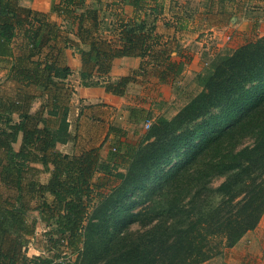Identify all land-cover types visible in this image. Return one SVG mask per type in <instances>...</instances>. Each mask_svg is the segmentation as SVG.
I'll use <instances>...</instances> for the list:
<instances>
[{"label":"trees","instance_id":"16d2710c","mask_svg":"<svg viewBox=\"0 0 264 264\" xmlns=\"http://www.w3.org/2000/svg\"><path fill=\"white\" fill-rule=\"evenodd\" d=\"M53 9L61 23L0 0V55L11 53L12 78L46 94V109L35 111L33 93L0 94V264H201L234 245L264 212V34L205 61L199 90L137 138L110 126L103 161L96 146L56 148L70 135L68 33L77 39L80 84L126 95L147 75L168 83L182 71L171 58L176 30L158 31L153 12L109 25L86 0ZM122 56L141 62L112 77ZM140 111L130 114L139 120ZM110 163L123 169L111 175ZM29 245L38 253L29 255Z\"/></svg>","mask_w":264,"mask_h":264},{"label":"crops","instance_id":"0c3cea01","mask_svg":"<svg viewBox=\"0 0 264 264\" xmlns=\"http://www.w3.org/2000/svg\"><path fill=\"white\" fill-rule=\"evenodd\" d=\"M193 1L141 0L138 5L130 3L129 0H86L89 5L98 8L100 18L106 20L109 25L120 18H140L146 12H153V15L157 17L158 31L173 36L174 30H176V40L170 39L169 43L172 47L175 46V41H179V38L184 36V57H180L182 53L177 56V60L184 61V69L176 76L178 78L184 73V80L187 77H189L187 79L196 77V74L202 70L201 56L203 52L197 51V43L204 50L211 48L212 51H219L221 46L227 42L224 34L226 33V26L228 27L226 21L229 11L237 15L232 14L230 16L231 19L237 18L235 25L238 24L240 12L243 18L250 22L248 25L250 28L244 29L248 30V33L239 32L236 36L237 32L235 31L234 36H231V43L228 42L230 45L233 43L231 46H237L239 43L242 44V41L245 43L252 40L249 38L264 34V0H246V2L245 0H213L209 14L202 13L201 7L191 8ZM20 2L45 12L50 20L61 23V17L53 9L59 0H20ZM261 6L263 7L260 9ZM157 7L159 8L157 9ZM163 20H169V23L165 25ZM199 33L203 34L198 37ZM68 37L71 40V46L66 47L64 53L65 62L70 67L71 73L63 78V81L72 90L67 117L70 135L66 141L57 142L56 148L65 153H72L96 146L99 148L100 159L107 161L108 149L114 142L115 135L109 131L110 126H119L126 131L130 128L133 129L138 124L137 119L130 114V109L133 107L140 109L142 116L171 112L169 108H173L171 104L174 99L171 91L172 82H160L157 75H147L139 83L129 85L131 88L139 86L137 88L138 94L131 99L127 98V94L118 95L108 92L102 85H82L80 84V57L73 48L77 39L73 32H69ZM244 38L246 39L244 40ZM175 54V51H172L171 58H174L173 55ZM140 62V58L134 56L115 58L112 62L110 75L112 77L125 75L133 68L138 67ZM11 65V53L9 56L0 55V94L16 95L19 91L30 92L35 95L31 102V110L35 111L41 107L46 109L44 106L46 94L42 92V86H26L16 81L11 77ZM158 105H161V108H158ZM175 110L177 107L174 108L173 112ZM45 116L49 124L57 122L58 117L56 115L45 113ZM126 139L129 140L128 131ZM19 142L20 136L14 144L15 148L18 147ZM32 164L37 168L41 167L40 163ZM36 173L37 177L46 176L45 172L38 171ZM30 248L34 247L29 245L28 250ZM34 253H38V250ZM219 256L222 262H213L212 264H264V212L253 229L248 230L234 245L226 247ZM213 259L216 257L213 256L204 263L207 264V261Z\"/></svg>","mask_w":264,"mask_h":264},{"label":"rangeland","instance_id":"374dc122","mask_svg":"<svg viewBox=\"0 0 264 264\" xmlns=\"http://www.w3.org/2000/svg\"><path fill=\"white\" fill-rule=\"evenodd\" d=\"M194 3L191 5V8H195L196 6L197 7H201V9H203L201 12L204 13V14H209L208 12L212 9V3H213V0H194L193 1ZM246 2V0H245ZM249 2V1H248ZM247 2V4H248ZM246 4V5H247ZM259 6V5H258ZM263 6L260 7V9L262 8ZM159 7H157L158 9ZM235 15L237 16L234 12H231L229 11V14L227 15V21H226V25H228V27L226 26V35L224 34L225 38H226V41L224 45H222L221 49L219 51H212L211 48L209 49H205L204 48H201L200 45L197 43L196 46H197V51L199 50V52H203L202 56H201V60L203 61V66L205 65V61L207 60H210L213 56H215L217 53H220V52H223V51H227V50H230V49H233L235 47H237L238 45H240L241 43H239L237 46L233 45L231 46L229 43L230 42V39H232V35L234 36V33L235 31L237 32L236 36L238 35L239 32H243V33H248L249 31L248 30H244L245 28L248 29L250 28V22H248L247 20H245L242 16V13L240 12L238 14L239 16V19H238V24L235 25V18H230V16ZM211 18V17H210ZM230 19H231V22H230ZM106 21V20H104ZM230 27V28H229ZM195 33V32H194ZM232 33V34H231ZM252 33V32H251ZM201 34L203 33H199V36H201ZM178 35H180L178 33ZM219 36V34H218ZM255 36H257V34H255ZM260 36V35H259ZM229 37V38H228ZM252 37V36H251ZM256 38V37H254ZM253 37L252 38H249V39H254ZM238 39V38H237ZM246 38H244L245 40ZM229 42V43H228ZM244 41H242L243 43ZM175 46H174V49H172V51H175V53H177V51H179V53H182V55L180 57H184V36L182 38H179V41H175ZM190 48H191V45H190ZM199 48V49H198ZM196 50L195 46H194V51ZM171 51V53H172ZM208 51V53H207ZM205 52V54H204ZM177 53V55H173L175 56L173 59H176L177 60V56H179ZM184 62V61H182ZM202 66V68H203ZM183 69H184V63H183ZM182 69V70H183ZM189 78V77H187ZM185 79L184 80V73H183V76L182 74L178 76V78H175L173 79L171 82V91L173 93V96H174V99H173V105L171 104V106H173V108H169V110H171V112H162L160 114H163L164 116L166 117H170L172 116L184 103L185 101L188 100V98L193 95L194 93H196L200 86L198 85L197 83V80L195 78V76H193V78L191 79ZM129 90H127V98L128 99H131L134 95H137L138 94V87L139 86H134L133 88H131V86H129ZM146 87H148V85H146ZM162 104V103H160ZM177 107V110H175V112H173L174 108ZM164 107V106H163ZM134 108V107H133ZM158 108H161V105H158ZM167 109V108H165ZM173 109V110H172ZM160 112V111H159ZM160 114H157V115H151V114H147L148 118L151 119V121H153L155 119V117H157L158 115ZM147 118V117H146ZM143 121H144V117L141 116L139 118V120H137V125L132 129L130 128L128 131V135H129V140L130 138L131 139H135L138 137V133L136 134V132H142L143 130H145L144 126H143ZM112 146V145H110ZM111 167V168H110ZM110 170L112 171L113 174L111 175H114L116 174L117 172L121 171L123 168L115 163L111 164L110 163V166H109ZM218 179L214 180V184H217L218 183ZM34 251H37L36 249L34 248H30L28 250V254L31 255V254H34ZM216 259H213V260H210V261H207V264H212L213 262L215 263H219V262H222L221 261V257L219 256V254L215 255ZM201 264H205L204 262H202Z\"/></svg>","mask_w":264,"mask_h":264},{"label":"built area","instance_id":"2783aa9c","mask_svg":"<svg viewBox=\"0 0 264 264\" xmlns=\"http://www.w3.org/2000/svg\"><path fill=\"white\" fill-rule=\"evenodd\" d=\"M229 38V37H228ZM151 119L150 118H145L143 121V126L145 129L149 128L150 124H151Z\"/></svg>","mask_w":264,"mask_h":264}]
</instances>
